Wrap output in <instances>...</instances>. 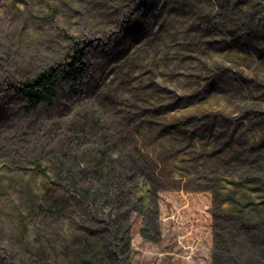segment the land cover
I'll return each instance as SVG.
<instances>
[{
  "label": "rangeland",
  "instance_id": "1",
  "mask_svg": "<svg viewBox=\"0 0 264 264\" xmlns=\"http://www.w3.org/2000/svg\"><path fill=\"white\" fill-rule=\"evenodd\" d=\"M0 264H264V0H0Z\"/></svg>",
  "mask_w": 264,
  "mask_h": 264
},
{
  "label": "trees",
  "instance_id": "2",
  "mask_svg": "<svg viewBox=\"0 0 264 264\" xmlns=\"http://www.w3.org/2000/svg\"><path fill=\"white\" fill-rule=\"evenodd\" d=\"M72 41V61L68 64L70 66V74L63 75L64 77L75 79V72L77 68H81L85 65L84 62V43L79 42L78 40L71 38ZM59 69L53 67L48 71L38 72L36 76L32 79H26L20 84L14 85V90L22 91L27 97V107L36 108L41 100L50 101L55 92H56V80L59 75ZM40 91L41 95H38L36 92ZM104 155V153H102ZM35 166H39L37 163L33 162ZM67 176L66 180L69 178L72 181L76 180L78 173L73 169L69 164L66 165ZM95 174L98 176L99 187L94 188L90 186L77 185V189L85 197L86 203L91 207L93 213L99 212L104 205L111 203L114 197H118L120 193L125 190L124 184H119L115 189L111 190L108 179L101 167V160L96 161L95 164ZM61 176V174L59 175ZM69 182V181H68Z\"/></svg>",
  "mask_w": 264,
  "mask_h": 264
}]
</instances>
